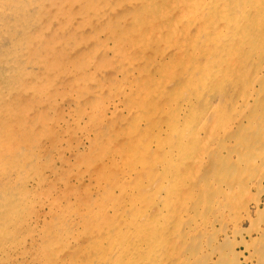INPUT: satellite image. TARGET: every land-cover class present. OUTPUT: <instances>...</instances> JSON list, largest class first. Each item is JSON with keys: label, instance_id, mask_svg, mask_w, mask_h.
Here are the masks:
<instances>
[{"label": "rangeland", "instance_id": "1", "mask_svg": "<svg viewBox=\"0 0 264 264\" xmlns=\"http://www.w3.org/2000/svg\"><path fill=\"white\" fill-rule=\"evenodd\" d=\"M46 1L48 4H51V1H55L58 4L56 0ZM75 1L71 0L68 4H74ZM77 1L81 2L82 0ZM85 1L88 2L89 0H83L81 4ZM138 1L141 2V0H106L102 4L103 8L101 12L106 16L107 25L105 20L98 25L94 24L91 28L83 29L79 35L72 34L71 32L69 34L66 31L63 32L67 28L63 29L62 32L64 34L59 33V31L54 32L53 27L49 33L44 34L45 42H53V46H51L53 51H51L50 55L46 54L45 56L46 50L43 52V49H46V46L40 49L44 59V62L42 59V63L54 62V66L61 67V72L53 74L54 77H48L47 80L53 85L52 88L45 89L46 91H41L44 88L40 86L42 85L40 82L36 83V81H33V84H31L32 87L30 89H34L35 95L36 93L43 92L45 96H48H46L45 101H41L42 103L38 99L36 101L31 96L30 89H24V86L30 81L26 76L19 78L22 84L11 85L13 89L11 86L4 88L7 92H11L9 93L13 99L11 101L13 110H9L10 114H8L7 108H3L0 118L20 117H18L17 121L14 118H10V123L6 119L1 120L4 123L2 127L10 129L7 134L2 135V138L6 142V147L12 146L15 141L20 143L22 152L33 155L34 160L30 165L28 164L26 171L19 174L20 176L18 175L17 179L9 176L0 182V191L14 185L18 189L16 191L20 193V195H16L17 198L14 197L13 201L15 202V206H17V211H11L10 209L12 208H9L4 214L3 219H1L4 222L0 234V264H48L51 261H58L57 263L59 264L60 262H62L61 264H83L86 262V257L91 254L89 251L91 250V242L92 239H95L93 236L97 233L93 231V228L99 226L96 220L99 215H102L104 219L107 218L108 222H115L114 225L118 224L119 227L122 223L123 227L125 226L124 219L126 217L128 221H131L132 228L133 226L136 227V231L131 228L128 234H125L124 230L113 233L115 240V235L118 238L127 236L128 242H131L134 238V243H140V240L136 239L138 237L137 233L141 228H145L143 229L144 235L147 236L145 239L149 242H156L157 246H155V249H157L155 253L158 258H161L158 264H264V167L261 164L263 161L258 166L256 165L258 168L256 166L254 168L250 164L248 165L249 167H246L241 162L239 163L236 154L240 156L241 150L237 146L235 148L236 141L231 138L232 136H236V138L240 139L243 136L242 129L247 125V117H251L252 113L260 114L263 108L257 107L258 105L256 106L255 104L249 107L242 105L234 109V107H230L231 102L234 101L237 94L234 93L235 88L233 84L232 87L227 82H223L221 85L212 84L213 86L211 85L212 87L208 91L207 87L199 81L200 75L196 76L193 83V127L196 129L193 128V131L196 130L195 133L199 135L197 134L196 138L193 137V166L190 163H185L184 161L186 160L183 161L182 158L185 155L186 158L189 155L191 156L192 151L190 148L188 151L184 148L181 153L182 164L184 166L190 165V171H187L186 167L181 166L180 163L176 169L173 168L175 171L177 170L176 174L180 176L176 175L172 177L173 171H171V175H166L165 173L173 167L172 163L168 165L167 161L163 162L161 153L158 152L155 146H152L148 150H143L142 146L144 143L146 144L145 138L146 132L150 130L149 126H153V124L161 126L170 121V123H173L172 117H166L167 114L170 116L169 114L171 113H166L165 111L163 113H166V115L162 116L163 113H159L160 108L171 103L175 96H181L183 93L185 95L188 90L182 88L184 82H180L182 79L176 74L179 64L178 60H180L177 56L171 58V60H168V58L162 59L163 61L161 60V63H165L163 68L166 70L159 69L161 65L160 67L159 65H156V67L148 66L144 62V60L147 63L152 59L154 60L155 55H162L171 48H178V43L167 39L166 33L165 35H162V32L158 34L157 19H160L159 17H156L155 22L152 23L153 28H150V25L145 24H148L151 18L149 19L147 17L149 15L147 14L144 15L146 19L137 22L139 25L142 24L141 26L143 27L140 26L142 34H139L140 37L143 36L142 40L136 42L133 39L132 44L128 42L130 39L129 35H131L129 29H132V27L126 29L127 24L131 23L132 26V19L128 16V10L133 9ZM145 1L143 3L144 6L142 5L143 7H146V3L149 0ZM159 1L161 0H150L154 8ZM220 2L224 4V0H220ZM201 3L202 0H196L195 2L197 11L193 18V25L183 27L185 30L186 28L191 30L193 27L191 30L193 34H196L197 28L202 26L207 19L212 18L213 20L210 19L209 22H212L215 26L220 22L216 15H214L215 11L210 10L205 14L202 5H199ZM171 4H174V7L177 2L173 1ZM70 10L73 12H70L71 16L67 22L62 18H57L58 22L56 19L53 20L58 24L60 23V27L63 25L67 27L66 24L68 25L69 21L76 22V19L73 18L76 12L73 7ZM159 10V13L163 11L162 7ZM168 11L163 12L166 14ZM55 14L54 12L53 15L56 18L58 15ZM41 16L38 19V23L48 27L51 24V17L48 15ZM170 17L176 19L174 15ZM104 22L105 25L103 24ZM110 23L118 25L122 30L119 29L120 31L114 32L115 34L113 35L112 31L115 30L111 28ZM100 25H103V28ZM176 25L174 24L171 28H174ZM55 26L57 27V25ZM135 26L137 27V24L133 25L134 29L136 28ZM144 27L148 29L146 30ZM182 32L184 31L182 30ZM89 33H91L90 36L88 35ZM148 33L150 36H147ZM57 35L58 37H56ZM86 35L88 36L86 37ZM130 37L132 38V36ZM58 40L61 41V44L57 43ZM112 40L117 41L116 43L128 42L131 46L127 50L128 47L126 46V48L121 44L116 47L117 51L114 52ZM63 43L65 44L62 45ZM96 44L105 46L102 48L108 50L107 55L97 52L96 46H93ZM172 45L174 46L172 47ZM137 46H144L143 51L140 52V48H137ZM87 47H90L89 50L92 49L93 52L91 53ZM58 55L62 57L60 59H58L59 57L56 58ZM53 57L56 60L58 59L60 64L56 65V60H53ZM199 58L203 59V56H199ZM200 59L199 62L195 61L196 67L202 66L204 61ZM120 62V68L123 65L126 66V63L135 62L134 66L136 64L138 67L142 66L141 68H144L143 72L139 74L136 67V69L130 68L129 70L135 72H132L134 75H131V77L128 74L127 78H124L121 75L120 68H118ZM145 66H147L148 70ZM155 68L158 69L155 70ZM85 69L87 72H85ZM158 70H163L161 72L163 74L161 75L160 73V78L157 75ZM78 71L80 74H78ZM166 74L170 76L167 77ZM127 82L138 84L139 87H144L143 90L149 91H156L158 86H160L164 88V92L162 93L164 95H157L158 98L155 96L154 99L149 98L153 101H147L148 99L142 100L133 89L131 91H127V89L122 90V87ZM195 88L198 89V92ZM206 90L208 91L207 93ZM123 93L124 95H122ZM196 94H199V96ZM50 98L53 100H50ZM203 99H207V101ZM141 102L146 106L150 102L147 106L148 111L146 108L137 111V107ZM152 104L154 106L157 105L156 108ZM204 109H206V112ZM3 114L5 118L2 116ZM194 114H198L201 119L197 120L196 118L194 120ZM226 114L228 115L226 116ZM140 119L144 122L137 124L136 121ZM161 121L162 124H160ZM208 123L209 125H207ZM220 128L227 131L223 138L215 137L216 133H218L217 129L219 131ZM182 135H180L181 138L185 137V132ZM172 141L177 142L175 136L165 137L163 135L156 138L154 142L160 146H163L167 142L168 146L170 143L173 144ZM29 147L30 152H28ZM141 151H145L144 154ZM111 154L112 156H110ZM125 163L126 166H122ZM127 164L129 167L131 166V171L133 172L129 178L124 177L123 171L129 168ZM135 169L139 171H135ZM134 173L135 175H133ZM248 178L255 179L258 182L257 185L249 190H241L239 186ZM239 182L240 185H238ZM223 184L229 190L224 191L221 189L220 186ZM111 188L112 190L114 189L113 195L109 193ZM158 188L166 190V194L157 195L156 190ZM177 193L180 194L178 195ZM9 201L11 202V200ZM16 202H19V204H16ZM190 205L191 207H189ZM101 207L102 209H100ZM161 208H165L167 212L170 210V213L168 212L170 215L160 214L159 210ZM96 210L98 211L95 212ZM143 210L146 211L144 212ZM141 211H143V215H139ZM98 213L99 215L96 216ZM50 232L54 234L52 233L51 236ZM87 232L91 234L88 235ZM48 233L50 234L48 235ZM59 234L62 239L59 238ZM92 234L93 236H91ZM139 235H143V233ZM161 245L162 250H160ZM160 254L165 256L162 258ZM184 258L185 260H183Z\"/></svg>", "mask_w": 264, "mask_h": 264}, {"label": "bare ground", "instance_id": "2", "mask_svg": "<svg viewBox=\"0 0 264 264\" xmlns=\"http://www.w3.org/2000/svg\"><path fill=\"white\" fill-rule=\"evenodd\" d=\"M56 1H58V4L55 1H51L50 2L51 4H48L46 0H0V114H1V111L3 110V108H7L8 114H10L9 110L12 109L11 101L13 99L10 96L11 92L10 91H9L10 93L7 92L4 88H6L7 86L10 87L11 85H14L17 83H19V85L22 84V81H20L19 78L26 76L29 78L30 83L28 82L26 86L23 85L24 89L29 90L32 87L31 84H33V81H36V83L40 82V84H42L40 86H42V88H44V89L41 91H46L50 87L52 88V85H53L47 80L48 77H50V76L54 77L53 74L55 75L56 73L61 72V67L54 66L55 65L54 62H48L45 64L42 63L43 57L41 55L42 51L40 49H43V46H46V49H43V52L46 50L45 56H46V54L50 55L51 51H53V48H51V46H53L52 45L53 42L52 41L45 42L44 41V34L49 33L50 29H52V27H53L54 32L59 31V33H63L66 31L69 34L71 32L72 34H78L79 35V33H82L81 31L83 29L91 28V26H93L94 24L98 25L101 22L106 20L105 14H103V12H101V9L103 8L102 4L106 0H89L88 2H86V1L83 2L84 4L83 3L81 4V2L83 0L81 2L76 0L75 3L71 4V5L68 4L69 2H71V0H56ZM115 1H117V0H115ZM173 1L177 2V4L174 7H173L174 4H171V3H173ZM144 2H146V1L145 0L143 2H142V0H141V2L138 1V3L136 2L133 9L131 8L130 10H128V16L130 19H132V26H131V23H129L126 25L127 28L125 27L126 29H128V27H132V29H129L131 31V32H129L131 35H129V33H128L129 38H130V39L128 38L129 39L128 42L129 43L133 42V39H135L136 42H139L138 40H142L141 38L143 36L140 37V35H139V34H142L141 33V30H142L141 25L142 24L139 25V23H137V22H141V20L146 19V17L144 15L147 14V15H149L147 17L149 19L151 18L149 23L145 24L148 26L150 25V28H153L152 23L155 22L154 20H156V17H159L160 19H157L158 20L157 28H159L158 34H160L162 32V35L163 34L165 35V33H166L167 39L178 43V48L177 47H176L177 49L171 48L172 50L169 49V51L167 50V52H165L162 55H155L154 60L151 58L152 60H150V62L147 63L146 60H144V62L148 66L150 65V66L156 67V65H159V67H160V65H161V67L159 69L166 70L165 68H163L165 66V63L164 62L161 63V60L165 59V58H168V60H171V58L177 56L178 58H180V60H178L179 64H178V70H177L176 74L179 78L182 79L180 82H184V84H182L183 85L182 88H185L188 91L186 92L185 95L183 93L181 96H175L171 103H169L165 107L160 108L159 113L160 112L163 113L165 111H166V113L167 112L171 113V114H169L170 116H168V114H167L166 117H172L173 123H170L171 122L170 121V122H167L166 124L164 123L161 126H158L157 124H153V126H149L150 130L146 132V138H145L146 144L145 143L143 144L142 149L148 150L152 146H155L156 149L158 150V152L161 153V159L163 160V162L167 161L168 165L172 163L173 167L170 168L168 170V172L165 174L171 175V171H173L174 173H173L172 177L179 175V174H176L177 170L175 171L174 169H176V167L180 163H181V166L183 165L182 160H181V158H182L181 153L183 152L184 148H186L187 151L189 148L190 149L193 148V143H194L193 137L196 138L197 134H198V133H195L196 130L193 131V128L196 129L195 127H193L194 126L193 125V113H194L193 112L194 111L193 110V107H194L193 106V88H194L193 83H194L195 77L200 75L199 81H201L203 83V85H205L207 87L208 91H209V88L212 87L213 85H217V84L221 85V83H223V82H227L228 84H231V87H232V84L234 85L235 90L234 89L233 90H234V93L235 94L237 93V94H236V98L234 99V101L231 102L230 107L232 106V108L234 107V109H235L237 107H241L242 105H246L249 107L251 105L254 106L256 104V106L258 105L257 107L263 108L262 112L259 111L260 114L252 113L251 117H247V119H246L247 125H245L244 129H242L243 134L242 133L241 134L243 136H241L240 139L236 138V136H232V137L230 136V137L236 141L235 148L239 147V150H241L240 156L236 154L239 163L241 162V164H244L246 167L249 164L252 165V167H254L256 165L258 166L263 161V163H261V164L264 167V160H263L264 159V126H262V125H264V0H224V4L222 2H220V0H202V3L199 5H202V8L204 9L205 14L208 13L210 10L215 11L214 15H216V17L219 19L220 22H218V25H216V26L212 22H209V20L212 19V18H210L211 17V15H210V17H209L210 19L209 20L207 19V21L204 22L202 26H199L197 28L198 31H196V34L194 33L195 35L193 34V32H191L193 27L191 28V30L189 28L188 29L186 28V30H185L183 27H189V26L193 25V18L195 17L194 15L196 14L195 12L197 11V5L195 4L196 0H161L155 6V8L151 5L150 0L146 3L147 4L146 7H143ZM148 6H150V7H148ZM71 7H73V9L76 12V15L73 17L76 19L75 20L76 22L69 21L70 23L68 25L66 24L67 27H65V25L60 27L59 26L60 23L59 24L57 23L58 22L57 18H59V19L62 18L64 21L67 22V20H69V18L71 16L70 12H73L70 10ZM161 7H162L163 11L169 10L168 13L165 14L163 11H161L159 13V11H160L159 9ZM204 11H202V12H204ZM49 12H50V15H49ZM52 12L53 13L55 12L56 13L55 15H58V16H56V18H55V16L53 15ZM59 14H60V16H59ZM41 15H48L49 17H51V24L49 23L50 25L48 27L44 26V25L42 26L38 23L39 22L38 19H40L39 17ZM172 15H174L176 17V19L171 18L170 16H172ZM168 17H170V18H168ZM53 19L54 20L56 19L57 22L54 21ZM66 22H64V23H66ZM105 22L107 25V20ZM105 22L103 23L104 25H105ZM135 24H137V27L135 26L136 28L134 29L133 25H135ZM172 24L173 25L177 24V25L174 26V28H171L173 26ZM45 25H46V23H45ZM55 25H57V27ZM100 26L102 27L103 25H100ZM110 26H111V28H114L113 30H115V31H112L113 35L115 34L114 32L117 33L118 30L121 29L120 27H118V25H115L113 23H110ZM65 28H67V29H65ZM104 28H105V26H104ZM125 28H124V30H125ZM144 28H146V27H144ZM169 28H170V30H169ZM63 29H65V30L63 31ZM147 29L148 28H146V30ZM182 30L184 32H182ZM91 31H92V29H91ZM145 31H144V33H145ZM51 33H52V30H51ZM67 33H65V34H67ZM90 34L91 33H89L88 35L90 36ZM88 35H86V37ZM99 35L101 36V34H99ZM113 35H112V37H114ZM116 35H118V34H116ZM148 35H149V33L147 34V36ZM155 35H157V34H155ZM130 36H132V38ZM166 36H165V38H166ZM56 37H58V35ZM107 39H110V38H107ZM122 39H123V37H122ZM155 39H156V37H155ZM50 40H51V37H50ZM98 40H99V38H98ZM98 40H96V41H98ZM96 41H95V43H96ZM99 41H101V39ZM112 42H113V51L114 52L117 51L116 47L120 46L121 44H123V46H125V47L127 46L128 47V48L126 47L127 50L131 46L128 42H119L120 44L116 43L117 41L115 42V40H112ZM144 42H146V41H144ZM151 42H152V40H151ZM57 43L61 44V41L58 40ZM108 43H109V41H108ZM64 44L65 43H63L62 45H64ZM99 44H101V43H99ZM99 44H96L93 46H96L97 52L106 54L108 50H106V48L105 49L102 48L105 46L99 45ZM173 46L174 45H172V47ZM60 47H63V46H60ZM138 47L140 48V52H142L144 46L143 47L137 46V48ZM89 48L87 47L88 50H89ZM60 49H59V52H60ZM123 49H124V47H123ZM68 51H69V49H68ZM89 51H91V53L93 52L92 49ZM57 53H58V51H57ZM57 53H55V54H57ZM66 53H68V52H66ZM77 55H79V54L77 53ZM92 56H95V55H92ZM199 56H203V59H200ZM60 57H62V56H59V55L56 56V58H58V59H60ZM112 57H113V55H112ZM58 59L56 60L55 57H53V60H56V63H57L56 65L60 64ZM115 59H117V58L115 57ZM199 59L203 60L204 64L202 63V66L197 64L201 67H199V66L196 67L195 61L199 62ZM117 61H119V60H117ZM122 61H124V60H122ZM139 61H141V60H139ZM43 62H44V59H43ZM134 63H132V62L128 63V64L126 63V66L123 65L120 68V65H121V62H120L118 68H120L119 70L121 71V73H122L121 75L124 78H127L128 74H130L129 76L134 75L133 73H135V72L129 70L130 68H132V69L137 68L139 74L143 72L142 70L144 68L142 69L141 68L142 66L138 67L137 64H136V66H134ZM145 67L147 68V66H145ZM89 68H90V66H89ZM76 69H78V68H76ZM149 69H151V68L149 67ZM157 69L155 68V70H157ZM196 69H197V71H196ZM147 70H148V68H147ZM163 70H161V71L158 70L159 72L157 73V75L159 76V78H160V73ZM173 70L175 71V69H173ZM85 72H87V70ZM154 72H156V71H154ZM78 74H80L79 71H78ZM146 74H148V73L146 72ZM151 74H152V72H151ZM162 74L163 73H161V75ZM64 76H65V73H64ZM166 76H167V74H166ZM169 76H167V77H169ZM78 77H76V78H78ZM86 77L88 78L87 75H86ZM135 78L137 79V77H135ZM227 83H225V84H227ZM159 87L160 86H158L156 91H149V90H145V89L143 90L144 87H139L138 84H133L132 82H127V84L122 87L123 88L122 90L124 91L127 89V91L128 90L131 91L133 89L134 91H136V94H138L142 100L148 99L147 101H149V100H152L149 98L154 99L155 96H157V95L161 96V94L164 92V88H161V87L159 88ZM11 88H12V86H11ZM42 88H40V89H42ZM214 88H215V86H214ZM195 89L198 92V89L197 88H195ZM139 90H141V91H139ZM210 90H212V89H210ZM30 91L32 93L31 96L34 97L35 100L38 99V101H40V102L45 101L47 95L45 96V94L43 92L41 93L38 91L39 93H36V95H35L34 89L33 90L30 89L29 92ZM200 91H202V90H200ZM208 91L206 90V93ZM15 92H17V91H15ZM90 94H93V93H90ZM199 94H196V95L199 96ZM122 95H124V93ZM162 95H164V94H162ZM194 95H195V93H194ZM259 95H260V97H259ZM158 96H157V98H158ZM195 97H197V96H195ZM245 97H247V98L245 99ZM51 99L52 98H50V100ZM195 99H197V98H195ZM199 100H197V101H199ZM203 100L207 101V99H203ZM238 101H240V102H238ZM201 102H203V101L201 100ZM142 103L143 102H141V104L137 107L138 108L137 111L138 110H144L145 108L148 111L147 106L149 105L150 102L147 103L148 104L147 106L145 104H142ZM16 104H15V106H16ZM156 104H157V102H156ZM206 104H207V102H206ZM110 105H111V102H110ZM112 105H113V101H112ZM156 106L157 105H155L154 108H156ZM158 107H159V105H158ZM232 108H230V109H232ZM108 110H106V111H108ZM155 110H154V112H155ZM205 110L206 109H204V111ZM152 111H153V109H152ZM237 111H238V109H237ZM225 112H227V111H225ZM166 113L165 114L163 113L162 116L166 115ZM235 113H236V110H235ZM228 114H226V116ZM232 114H234V113H232ZM194 115H195L194 120H196V118H197V120L201 119V117L198 114H194ZM2 116L4 117V114ZM18 117H20V116H18ZM18 117L13 116L10 118H14L15 121H17ZM237 117H238V115H237ZM10 118L7 117L5 119L8 122L9 120L11 121ZM202 118H203V115H202ZM5 119L0 118V182L4 181L5 179H7L6 177H9V176H13V179H14V177L17 179L18 175L21 174L22 172L26 171V169L28 168V164L30 165L32 163V161L34 160L33 155H29V153L22 152L21 145H19L20 143H18L17 141H15L12 146L6 147V145H5L6 142H5L4 138H2V135L7 134L10 129L7 127H2V125H4V123H2L1 120H5ZM230 119L231 118L229 115V120ZM191 120H192V122H191ZM10 121H9V123H10ZM140 122H144V121H142L141 119L136 121L137 124ZM164 122H166V121H164ZM20 123H22V122H20ZM261 123H262V125H261ZM158 124H159V122H158ZM160 124H162V121ZM207 125H209V123ZM136 126H138V125H136ZM209 127L211 128V126H209ZM222 128H223V126H222ZM222 128H220L219 131L217 129L218 133H216L215 137H219V138L224 137V135L226 134L227 131H225ZM24 130H26V129H24ZM208 130H209V128H208ZM237 130H239V129H237ZM26 132H28V131H26ZM26 132H24V133H26ZM184 132H185L186 136L181 138L180 135H182V133H184ZM44 135L46 136V134H44ZM163 135H165V137L175 136L177 139V142L175 143L172 141L173 144L170 143V145H168V146H167V142H165L166 144L164 143L163 146L162 145L160 146L154 142L156 140V138L161 137ZM16 140H17V138H16ZM121 149H122V147H121ZM29 150H30V147L28 148V152H30ZM126 150H129V149H126ZM234 151H236V150H234ZM144 152L145 151H141L142 154H144ZM131 153H129V154L131 155ZM214 153H215V151H214ZM192 154H193V149L191 151V156L189 155L186 158V155H185V157L182 159H183V161L186 160V161H184L185 163H187V164L190 163L193 166ZM231 155H234V154H231ZM110 156H112V154ZM126 156H128V155L126 154ZM250 156H251V159L253 161L252 163H251ZM136 157H137V155H136ZM138 157H140V156H138ZM124 161H125V159H124ZM124 161H122V162H124ZM129 161H130V159H129ZM131 163H132V161H131ZM124 165L126 166V163L122 164V166H124ZM140 165H138V166H140ZM145 166H143V167H145ZM160 166L163 167V165H161V164H160ZM189 166H184V167H186L185 169H187V171H190L189 168L191 166L190 167ZM127 167H129L128 164H127ZM162 167H161V169H162ZM124 168H126V167H124ZM158 169H160V168H158ZM125 170H123L124 171V177L129 178L131 176V173H133L131 171V166L129 168H126ZM136 170L137 169H135V171ZM137 171H139V170H137ZM261 172H262V170H261ZM263 174H264V171H263ZM28 175H30V174H28ZM133 175H135V173ZM258 175H260V174H258ZM250 178H252V177H250ZM175 180H176V178H175ZM16 182H14V183H16ZM257 183L258 182L255 179H249L248 178L247 180L244 181L243 184H241V186H239V188H241V190H243V189L249 190V189L255 187L257 185ZM30 184H32V183H30ZM107 184H108V182H107ZM238 185H240V182ZM13 186L14 185H12L10 188H7V189L4 188L2 191H0V234L2 231V224L4 222L1 219H3L4 214L6 213V211L9 208H12V209H10L11 211H15L17 208V206H15V202H13V201L15 199L14 197H16L17 194L20 195V193H18L16 191V190H18L17 187H15V186L13 187ZM170 188H171V185H170ZM220 188L223 189L224 191L229 190V188L225 184L221 185ZM113 190H112V188L109 190V193L112 195L114 192ZM163 190H164L163 188H158L156 190V192L158 193L157 195H162V194L165 195L166 190H164V191ZM131 191H132V189H131ZM263 191H264V189H263ZM182 192H180V193H182ZM6 196H8L7 199H6ZM9 200H11V202ZM22 201H23V199H22ZM16 204H19V202L18 203L16 202ZM192 206H194V205H192ZM189 207H191V205ZM3 208H5V209H3ZM100 209H102V207ZM112 209H110V210H112ZM125 210H128V209H125ZM97 211L98 210H96L95 212H97ZM143 211H141L139 213V215H143L142 214ZM102 212H103V210H102ZM159 212H160V214L164 213L165 215H167L170 213V210H168V212H169L168 213L165 208H161L159 210ZM174 212L176 213V211H174ZM101 214H103V213H101ZM137 214H138V212H137ZM97 215H99V213L96 214V216ZM117 218H118V216H117ZM111 219H112V217H111ZM96 220H97V223H99V226H95L93 228V231H96L97 233L95 236H93V234L91 235V236L95 237V239H92L91 250H89L91 252V254H89L86 257L87 258L86 262H84L83 264H158L160 262L159 260L161 258H158L156 256V253H155V251L157 249V248L155 249V246H157L156 242H154V241L149 242L145 239V238H147V236L144 235V232H143V229H145V228H141L140 231L138 229L139 232L137 233L138 237H136V239L140 240V243H134L133 242L134 238L132 239L131 242H128V240L126 239L127 236L118 238V236L115 235V237H116V240H115L113 237V233H115V232L118 233V232H122L121 230H124L125 234L130 233V229L132 228L131 221H128V219L125 217V219H124V221H125L124 225L125 226L123 227V223H122V225L119 227L118 224L114 225L115 222L114 223L112 221L108 222V219L107 218L104 219L102 215H99V217L97 216ZM66 223H68V222H66ZM60 224H62V223H60ZM71 225H73V224H71ZM57 227H58V225H57ZM59 228H60V226H59ZM63 228H64V226H63ZM135 228L136 227L133 226L132 229L135 230ZM158 228H159V226H158ZM61 229H62V227H61ZM50 233H48V235ZM52 233L50 234L51 236H52ZM141 233H143V235H139ZM87 234H88V232H87ZM90 234H88V235H90ZM48 235H47V237H48ZM128 237H129V235H128ZM189 237H190V235H189ZM59 238H61V235ZM59 240H58V242H59ZM162 242H164V241L162 240ZM157 244H159V243H157ZM160 250H162V245H161ZM190 252H191V250H190ZM0 255H1V250H0ZM160 255L162 256V258L165 256L163 254H160ZM228 257H230V256L228 255ZM201 258H202V256H201ZM55 260H57V259H55ZM183 260H185V258ZM235 260H237V259H235ZM40 261H42V260H40ZM167 261H170V260H167ZM57 262L51 261L48 264H59ZM61 263L62 262H60V264Z\"/></svg>", "mask_w": 264, "mask_h": 264}]
</instances>
